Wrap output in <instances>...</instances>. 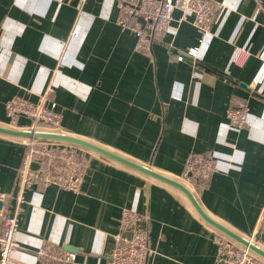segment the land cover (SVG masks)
Segmentation results:
<instances>
[{"label": "crops", "instance_id": "obj_1", "mask_svg": "<svg viewBox=\"0 0 264 264\" xmlns=\"http://www.w3.org/2000/svg\"><path fill=\"white\" fill-rule=\"evenodd\" d=\"M214 1L223 13L210 39L195 58L174 61L199 40L192 15L178 9L146 54L116 25V0H89L81 17L62 0H0V126L30 124L25 116L10 123L7 100L36 103L50 91L45 104H56L64 134L172 179L179 181L189 153L209 155L212 175L192 186L199 204L245 238L256 232L264 249V13L250 21L253 0ZM236 49L248 55L242 65L230 62ZM235 98L249 113L240 130L226 125ZM25 142L0 134L5 212L19 207L12 264H56L39 256L43 246L72 254L69 264H106L124 208L144 217L152 251L147 264H216L215 229L182 193L91 151L78 194L51 185L27 189L18 202Z\"/></svg>", "mask_w": 264, "mask_h": 264}, {"label": "built area", "instance_id": "obj_2", "mask_svg": "<svg viewBox=\"0 0 264 264\" xmlns=\"http://www.w3.org/2000/svg\"><path fill=\"white\" fill-rule=\"evenodd\" d=\"M72 4L77 16H83L84 4L89 0H62ZM256 4L250 21L255 20L259 14L264 13L260 1L253 0ZM118 14L116 25L129 31L135 38L134 50L140 53H150L152 44L169 31L172 13L178 9L182 13L191 14L193 25L199 34L198 46L188 48L171 57L174 61L186 58H195L200 48L210 39V29L220 21L223 5L214 0H116ZM141 19L142 23L138 20ZM74 35V33H72ZM247 53L236 49L231 57V63L242 65ZM61 65V64H60ZM193 77H195L193 75ZM50 91L33 103L22 97H12L5 103V114L10 123H14L18 116L30 119V124L22 130L30 132L58 133L61 131V114L56 104H45ZM249 113L245 101L233 99L231 106L226 111L227 127L240 130L248 123ZM25 148L21 165L16 171V187L18 202L21 194L27 189H40L51 185L60 190L78 194L89 166L86 156L88 150L60 141L37 138H25ZM231 146L229 144H226ZM213 158L209 155L189 153L184 162V169L179 177L180 181L205 182L214 171ZM181 182V183H183ZM188 185L186 183H183ZM9 196L0 192V201L3 210L0 213V264H12L13 256L18 249L17 227L18 210L13 214L5 212V203ZM144 217L133 209H122L119 217V233L113 236V245L106 264H147L152 255L149 247L147 229L142 226ZM122 231L129 233L128 237L121 235ZM256 232L248 238L254 242ZM213 243L216 245V264H264V260L254 255L249 250L240 247L225 235L214 230ZM38 254L43 259L51 260L56 264L72 263V254L55 253L50 247L39 248Z\"/></svg>", "mask_w": 264, "mask_h": 264}, {"label": "water", "instance_id": "obj_3", "mask_svg": "<svg viewBox=\"0 0 264 264\" xmlns=\"http://www.w3.org/2000/svg\"><path fill=\"white\" fill-rule=\"evenodd\" d=\"M138 21L142 23L141 19H139ZM0 134L11 136V137H19V138H37V139H46V140H52V141H60V142H65V143H69L72 145H76L88 151H91L93 153H96L98 155H101L131 170L137 171L151 179L157 180L169 187H172L178 190L180 193H182L186 197V199L188 200L193 210L207 225H209L210 227H212L219 233L225 235L226 237L234 241L236 244H238L240 247L249 250L251 253H253L254 255L264 260V249L257 244V241L259 240L258 236L255 237L254 242H251L245 237L235 233L231 229L225 227L224 225L212 219L203 210V208L198 202V199L193 195V193L189 190V188L178 180L172 179L161 173L153 171L152 169H150L149 167L145 165L138 164L134 161H131L125 157L117 155L116 153H113L112 151H109L89 141H86V140H83L77 137H73L70 135L61 134V133L58 134V133L30 132V131H24V130H18V129H11L8 127H3V126H0ZM2 210H3V203L0 201V213L2 212ZM63 247L68 252H71V253L76 252L71 247H68L65 245ZM63 264H69V263H63Z\"/></svg>", "mask_w": 264, "mask_h": 264}, {"label": "rangeland", "instance_id": "obj_4", "mask_svg": "<svg viewBox=\"0 0 264 264\" xmlns=\"http://www.w3.org/2000/svg\"><path fill=\"white\" fill-rule=\"evenodd\" d=\"M179 181H180V180H179ZM180 182H183V181H180ZM183 183H186V184L190 185V189H191V190H192V186H193V188L195 187V185H194L193 182L185 181V182H183ZM194 194H195V193H194Z\"/></svg>", "mask_w": 264, "mask_h": 264}, {"label": "trees", "instance_id": "obj_5", "mask_svg": "<svg viewBox=\"0 0 264 264\" xmlns=\"http://www.w3.org/2000/svg\"><path fill=\"white\" fill-rule=\"evenodd\" d=\"M200 183H201V182H195V184H196L197 186H199ZM7 205H8V204H7ZM6 209H7V207H6ZM45 264H51V263L45 260Z\"/></svg>", "mask_w": 264, "mask_h": 264}, {"label": "bare ground", "instance_id": "obj_6", "mask_svg": "<svg viewBox=\"0 0 264 264\" xmlns=\"http://www.w3.org/2000/svg\"><path fill=\"white\" fill-rule=\"evenodd\" d=\"M25 139V138H24ZM189 190L193 193V195L195 196L194 192L189 188ZM196 197V196H195ZM197 198V197H196Z\"/></svg>", "mask_w": 264, "mask_h": 264}]
</instances>
